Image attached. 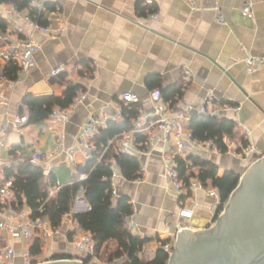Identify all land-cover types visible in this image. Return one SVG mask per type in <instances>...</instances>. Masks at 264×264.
Here are the masks:
<instances>
[{"label":"crops","instance_id":"obj_1","mask_svg":"<svg viewBox=\"0 0 264 264\" xmlns=\"http://www.w3.org/2000/svg\"><path fill=\"white\" fill-rule=\"evenodd\" d=\"M40 2L46 19L42 25L50 26L55 31L53 35L38 32L24 21L23 17L29 15L27 9L21 11V16L6 12L1 15L7 21L6 31L32 37L42 48L35 55L34 67L16 81L8 108L0 113V188L5 181L14 180V175L8 174L16 171L20 163L30 161L34 152L43 158L38 166L43 169L47 192L55 186L58 193L75 177L86 179V153L79 146L85 124L92 117L102 121V128L110 120L122 122L123 107L131 104L138 107V116L150 115L153 105L149 92L159 85L173 95V106L164 99L172 110L204 105L240 108L237 113L220 117L235 124L233 136L223 137L225 152L213 140L200 141L195 137L201 143L214 142L215 149L196 151L191 156L215 163L219 176L227 170L240 174L264 156V64L258 62L252 72L246 64L249 56L264 59V0ZM247 5L251 7L249 13L244 12ZM16 28L21 31L17 33ZM57 67L64 70L52 77L51 71ZM71 83L81 85L77 94L85 92L86 98L67 107L71 114L66 124L53 126L49 117L36 124H16L19 116H28V96H62ZM126 93L135 94L138 101H123L121 97ZM136 118L132 119V128ZM130 130L110 139L97 160H104L111 167L115 196L131 198L134 213L126 218L127 228L128 223L134 226L131 234L148 239L156 252L160 239L169 242L182 230L211 227L220 198L209 196L204 189H173L166 178L171 142L161 132L145 131L123 143ZM225 140L234 142L238 152L249 144L254 152L239 157L228 151ZM123 147L126 152L120 151ZM118 153L138 158L142 181L123 176L114 157ZM14 193L12 205L17 213L33 218L25 198L20 203ZM89 208L81 191L59 226L52 225L47 217L40 218L48 230L59 229L58 233L50 238L42 237L40 232L29 238H13L0 230V247H14L12 264H40L58 260L62 255L75 258L78 254L72 246L73 237L86 231L83 222L73 215ZM182 210H190L192 215L184 216Z\"/></svg>","mask_w":264,"mask_h":264},{"label":"trees","instance_id":"obj_2","mask_svg":"<svg viewBox=\"0 0 264 264\" xmlns=\"http://www.w3.org/2000/svg\"><path fill=\"white\" fill-rule=\"evenodd\" d=\"M32 0H0V4H9L17 10H28L29 16L39 24H45V13L31 6ZM47 6L46 9H50ZM153 10H151L152 12ZM7 21L0 16V31H5ZM18 68L13 63H9L3 69V73L11 80L17 78ZM83 87L79 84H68L62 96L44 95L28 96L25 104L28 106L29 124H36L44 121L49 117L54 107L67 108L72 102L77 92ZM163 97L170 101L173 106L175 99L167 90L159 85ZM181 89L178 93L181 95ZM122 122L110 120L105 128H101L94 138L96 151L84 167L87 178L80 180L74 178L70 185L63 186L59 189L57 195L48 198L47 187L44 186V172L39 166H35L30 161H24L16 167V171L8 175H14L13 189L16 192L17 199L22 203L25 198L26 204L33 210V218L47 217L54 226H59L63 217L70 213L78 194L83 191L84 199L90 208L86 211L77 212L74 218L80 219L85 231L94 234L96 242V254H99L111 241L116 243L115 252L112 260L127 258L130 264H143L140 257L141 252L148 239H141L131 234L127 228L126 217L134 213V206L131 198L127 195L115 196L113 193V171L108 163L104 160L98 162L97 158L108 141L115 136L128 131L132 128V119L139 114V109L135 104L123 107ZM234 121L227 118H213L196 116L192 120V129L194 136L200 141L213 140L223 152L226 146L223 142L225 135L233 136ZM123 176L128 180H133L140 176L141 165L135 156L125 153L114 155ZM194 165L199 167L195 174L189 172L187 162L179 159L178 172L184 185L188 186L189 179L196 176L205 185L209 183L217 189L220 197V205L216 217L222 212L227 204L230 195L237 188L241 174L227 170L222 176L218 175V166L210 160L203 159L199 156L189 158ZM53 183V182H52ZM216 219V218H215ZM69 255H62L56 259H73ZM92 257L83 259L84 264L91 263ZM169 252L163 248H158L155 257L148 264H168Z\"/></svg>","mask_w":264,"mask_h":264},{"label":"built area","instance_id":"obj_3","mask_svg":"<svg viewBox=\"0 0 264 264\" xmlns=\"http://www.w3.org/2000/svg\"><path fill=\"white\" fill-rule=\"evenodd\" d=\"M156 0H146V3L152 4ZM31 6L42 10V4L40 0H32ZM251 7L249 5L244 7V12L249 13ZM15 14L21 16V11L9 4H0V16L4 13ZM30 26L41 33H53L55 32L50 26L39 24L37 21L30 18L29 15L23 17ZM21 31V28H16V32ZM41 44L32 37H19L14 32L0 31V113L2 110H6L10 103L11 92L14 89L16 81L20 76L28 73L35 65V55L41 50ZM260 62L264 64V59L249 56L246 58V64L250 72L256 70V65ZM9 63H13L17 66V78L11 80L3 73V69ZM64 69L57 67L51 71L52 77H57ZM81 77H78L80 79ZM150 100L153 105V112L150 115L140 114L133 124V128L127 133L126 137H123L122 142L134 137L137 134H142L145 131H157L161 132L165 136V140L170 141L172 144L171 156L166 162V178L171 187L177 191H181L186 186L184 181L180 178L178 172L179 159L187 162L189 172L197 173L199 167L194 165L189 157L194 155L196 151H210L215 149L216 146L213 141H207L204 143L199 142L190 127L191 119L194 116H204L220 118L227 115L229 112L237 113L239 107L222 105L217 107H208L206 105L200 107L189 106L181 110H172L164 100L162 91L159 88H155L149 92ZM86 98L85 92H79L75 97L73 104H79ZM122 100L125 102L138 101L135 94L126 93L122 95ZM71 114L70 108H54L49 115V120L53 126H61L66 124ZM150 116V118H149ZM28 116L23 114L16 120V124L27 123ZM104 126L102 121L98 118L92 117L83 127L80 137L79 146L85 151V161H88L93 157V153L96 151V145L94 144V138L98 134L99 130ZM64 135H61L63 138ZM228 147V151L237 156L243 158L251 155L254 152L252 145L242 146L241 150L236 151L237 146L234 142L225 140ZM121 152H126V148H120ZM75 150L70 151L71 159L74 158ZM102 157V156H101ZM43 158L39 152H34L31 155V164L38 166L42 162ZM100 160V159H99ZM86 164V163H85ZM83 165V167L85 166ZM141 175L137 177V181H142L143 170L140 171ZM188 188L192 190L204 189L209 196L214 198H220L216 188L205 185L196 176L189 179ZM58 187H51L48 190V196L53 197L56 195ZM115 195V190L113 189ZM15 193L13 189V181H5L0 188V230L6 232L10 237H32L39 232L42 237L50 238L52 234L58 233L59 229L48 230L45 226L44 220L40 218H25L17 213L15 207L12 205ZM181 214L184 216H191L190 210H182ZM67 215V214H66ZM65 215V216H66ZM127 218V217H126ZM133 225L128 223V229L131 231ZM55 228V227H54ZM72 246L77 257L74 260L83 261L84 258L89 256L93 257L96 252V242L94 234L91 232H82L75 234L72 240ZM172 246L166 242L163 249L167 252L170 251ZM16 255L14 247L5 245L0 247V264H12V260ZM29 254L26 255V257ZM124 259V264H130L127 262V258Z\"/></svg>","mask_w":264,"mask_h":264},{"label":"water","instance_id":"obj_4","mask_svg":"<svg viewBox=\"0 0 264 264\" xmlns=\"http://www.w3.org/2000/svg\"><path fill=\"white\" fill-rule=\"evenodd\" d=\"M216 223L215 228L180 231L168 264H264V156L241 175ZM40 264L84 263L58 259Z\"/></svg>","mask_w":264,"mask_h":264},{"label":"rangeland","instance_id":"obj_5","mask_svg":"<svg viewBox=\"0 0 264 264\" xmlns=\"http://www.w3.org/2000/svg\"><path fill=\"white\" fill-rule=\"evenodd\" d=\"M239 157H241V156H239ZM247 169H245L244 171L242 170V172L240 174L241 175L244 174V172ZM226 205L224 206V208L226 207ZM223 211H224V209L222 210V212ZM222 212L217 217H215L216 219H215L213 225L211 226L212 228H215V226L217 224L216 222L219 219ZM164 243H166V242H163V240H161V239L158 240L157 241L158 248H160V247L163 248ZM168 243L172 246V248H170V251H169V258H170L171 256H173L175 254L176 245H177L176 237H174L173 240H170ZM154 247L155 246L152 247L148 243L145 244L143 251L141 253V257H142V260L144 262L145 261L149 262L151 259H153L155 257L154 254H156V252H155ZM115 248H116V243L111 241L99 254L95 253V255L91 259V263H96V264H124V259H118V260H112L111 259L112 255L115 252Z\"/></svg>","mask_w":264,"mask_h":264}]
</instances>
